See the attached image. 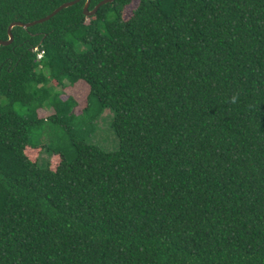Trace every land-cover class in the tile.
Masks as SVG:
<instances>
[{
	"label": "trees",
	"instance_id": "trees-1",
	"mask_svg": "<svg viewBox=\"0 0 264 264\" xmlns=\"http://www.w3.org/2000/svg\"><path fill=\"white\" fill-rule=\"evenodd\" d=\"M67 1L0 0V39ZM84 3L0 45V264H264V0ZM79 80L118 147L39 165Z\"/></svg>",
	"mask_w": 264,
	"mask_h": 264
},
{
	"label": "rangeland",
	"instance_id": "rangeland-1",
	"mask_svg": "<svg viewBox=\"0 0 264 264\" xmlns=\"http://www.w3.org/2000/svg\"><path fill=\"white\" fill-rule=\"evenodd\" d=\"M136 2L137 0H133L131 6H134ZM128 14L129 11H126L125 17ZM86 48L87 46L84 44H76L77 50L83 51ZM62 91L71 96L78 106L75 110V107H72L71 116L68 114L66 117L55 121L47 118L53 113L51 107L45 106L37 109L36 116L40 120L30 129L29 139L31 145H36L41 151L39 149H27L26 154L32 159L38 157L39 165L43 166L49 161L50 167L54 168L59 158L56 154L52 156L53 152H61L64 149L68 152L71 151L72 135L104 150H115L118 147V139L110 125L111 111L103 107L98 108L95 103H91L86 110H80L85 106L87 94L82 80L74 84H67Z\"/></svg>",
	"mask_w": 264,
	"mask_h": 264
},
{
	"label": "water",
	"instance_id": "water-1",
	"mask_svg": "<svg viewBox=\"0 0 264 264\" xmlns=\"http://www.w3.org/2000/svg\"><path fill=\"white\" fill-rule=\"evenodd\" d=\"M80 0H71V1H67V2H64L62 3L61 5H59L58 7H56L51 13H49L48 15L44 16V17H41L39 19H36V20H33V21H30V22H26V23H22V22H19V21H14V22H11L7 28V35H8V38L5 39V40H1L0 39V45H8L12 42L13 40V36H12V33H11V29L13 26H21L23 28H27L28 26H31V25H34L36 23H41L43 21H46L48 20L51 16L55 15L58 11H60L62 8H65L67 6H70L76 2H78ZM89 1L90 0H85V3L83 5V13L86 15V16H91L93 15L96 10L98 9V7L106 2H110L112 0H100L91 10L88 9V6H89Z\"/></svg>",
	"mask_w": 264,
	"mask_h": 264
},
{
	"label": "built area",
	"instance_id": "built-area-1",
	"mask_svg": "<svg viewBox=\"0 0 264 264\" xmlns=\"http://www.w3.org/2000/svg\"><path fill=\"white\" fill-rule=\"evenodd\" d=\"M37 56H38V57H40V56H41V54L39 53Z\"/></svg>",
	"mask_w": 264,
	"mask_h": 264
}]
</instances>
